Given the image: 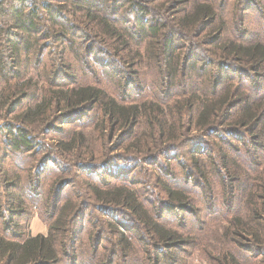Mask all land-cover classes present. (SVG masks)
Here are the masks:
<instances>
[{"label":"trees","instance_id":"trees-1","mask_svg":"<svg viewBox=\"0 0 264 264\" xmlns=\"http://www.w3.org/2000/svg\"><path fill=\"white\" fill-rule=\"evenodd\" d=\"M225 1H220L219 7L215 0H57L58 12L71 7L75 12H71L72 19L93 24L89 32L94 37L117 41L116 49H125L124 53L132 51V40H147L148 47L156 43L167 92L178 88L182 92L174 96L170 92L169 103L154 99L126 103L95 85L65 88L48 78L42 91L34 90L35 101L20 111L14 107L18 99L29 95L31 80L19 81L17 67L23 57L38 54L44 42L38 6L29 7L32 4L20 0L21 4L7 9L10 21L0 20V81H4L0 117L10 122L0 126L5 134L0 137V264L178 263L170 253L181 251L189 237L165 225L162 216L167 207L180 211L193 207L185 188L168 186L156 173L155 182L166 196L158 203L143 197L134 183L109 184L100 176L95 178L97 170L99 173L109 165L111 141L118 148L129 140L124 149L134 154L122 152L121 159L139 163L140 148L144 144V148H152L151 139L155 148L163 145L159 152L144 158L153 165L167 148L171 152L185 147L180 153L188 158L195 188H209L214 175L226 190L237 189L242 183L245 213L232 215L221 226L219 237L224 247L220 251L200 252L199 258L206 264H264V161L258 160L264 154V40L247 38L248 30L238 27L243 24L242 14L238 25L230 23L235 30L231 35V26L219 21V15L229 9ZM237 1L240 13L264 10L260 4L264 0ZM41 7L59 27L55 42L60 53L70 47L68 38L93 41L82 28L73 33L71 26L57 22L51 4ZM123 8L132 15L133 26L118 24L117 14ZM132 52L124 62L129 84L138 79L134 66L140 54L137 48ZM8 73L13 82L7 79ZM193 77L197 82H191ZM94 109H98L95 127H100L101 139H108L103 146V164L96 162V152L86 148L83 131L66 140L52 138L48 144L55 117L68 123L73 119L68 116L83 117ZM141 139L146 140L142 146ZM230 139L246 142L245 157L228 153L227 146L233 149ZM73 169L77 180L80 171H85L89 180L78 182L77 189L65 195L66 187L74 182L66 175ZM47 175L54 179L45 192ZM30 207H39L46 217L45 235L33 236L23 229L21 221L29 215ZM116 215L128 219L129 225ZM226 240L257 257L256 261L242 262Z\"/></svg>","mask_w":264,"mask_h":264},{"label":"rangeland","instance_id":"rangeland-1","mask_svg":"<svg viewBox=\"0 0 264 264\" xmlns=\"http://www.w3.org/2000/svg\"><path fill=\"white\" fill-rule=\"evenodd\" d=\"M220 1L222 2V0H215L219 7V4H221ZM24 2L32 4L29 5V7H34L35 5L38 6V17L41 27L40 36H42L44 45L43 49H40L38 54L34 55L31 53L27 58L23 57L21 65L17 67L21 77L19 81L30 79L31 82L30 88L28 89L30 90L28 93L29 95L23 99H18V104L14 107V111H20L24 109L26 105L32 104L36 99L34 90L38 89L42 91V88L45 86L44 82L48 78H52L55 83H60V85L65 88L79 85H95L105 90L118 101L126 103H140L152 99L169 103L171 97L170 92L173 96L174 93L180 94L182 92V89L180 88L167 92L168 89L160 75L162 68L159 64L163 63V60L158 56L159 46L156 43H152L150 44V47H148L147 40H140L141 43H138L139 41L137 40H134L136 42H133L132 40L131 50L134 51V49L137 48L140 57L138 64L134 66V70L138 74V79L133 80L132 83L129 84L125 73L126 67L124 66V62L128 60V56L133 54L132 51L124 53L123 51L125 49L119 50L120 47L116 49V47H118L117 41H112L110 39L99 41V39L89 32L93 24H88L87 26L85 21L81 22L80 20L75 19V17L72 19L71 12L74 14L75 12L71 7L66 6L65 10L58 12L57 0H24ZM13 4L18 6L21 2L20 0H0V20L7 19V21H10V14H6L9 12L7 9ZM41 4H51L53 6L52 11L56 13L55 19L57 22H62L67 26H71L73 33L82 28L81 30L86 32V34L89 32L90 38L93 41L89 40V43H85L84 40L81 41L80 37L68 38L66 39V44H71L69 45L70 47L66 49L64 53H60L58 51L59 47L56 46L55 42V35L59 31V27L57 24L55 25L51 22L48 16L49 13L43 12ZM225 4H227L226 7L229 9H226L224 13L219 15V21L223 22L224 20L227 25L231 26V30L229 31L231 32V35L235 32V30L232 29L235 23L237 24V18L242 14L244 16L243 24L238 27H240V29L243 28L248 30L246 32L248 34L247 38H260L264 40V10L252 8L240 13L241 11L238 10L239 5L237 0H226ZM260 4H264V2L262 1ZM2 12H4V14H1ZM76 15H79V13H76ZM117 16L120 17V21H118L119 25L133 26V17L131 14L125 12L124 8L119 11ZM166 22L169 24L170 19L168 18ZM230 23H233L234 25ZM229 32L226 33V35H230ZM103 37L105 38L108 36ZM135 44H137V46H135ZM90 48L93 49L90 51ZM200 49H206V47L201 46ZM122 54L125 57H123ZM202 54L206 56L208 55L206 51H203ZM102 62L104 64H102ZM7 79L10 80L9 82L14 81L10 73H8ZM197 80V77L191 78V82H197ZM3 84L4 81H0V89ZM1 114L2 112H0V115ZM74 115L76 114L68 116L73 118L68 123L61 119L58 120L57 117H55L52 121L54 128L49 132V135H47V141L50 142L48 144H51L52 138L53 140H66L69 139L71 135H74V133L83 131L87 135H85L86 148L96 152V162L103 164V160L105 161V159L101 157L104 154L103 152L106 151L105 148L103 151V146L108 139H101L99 131L100 127H95L94 121L98 116V109H94L90 115H85L83 117L78 116V114L76 116ZM62 117L63 116L60 118ZM7 123L10 122L0 117L1 127H4ZM139 126H143L142 121ZM143 128L146 129V126ZM4 135V132L0 130V137L2 138ZM151 140L152 141H150L151 143L149 144L152 148H144L146 146V144H144L146 140L141 139V146L144 145L140 148L143 154L141 155L142 159L139 163L131 159H121L122 152L133 156L131 155L133 151L128 149V153L124 149L129 140H125V145L119 146L118 148L115 145V142L111 141V143L108 144V146H111V150H108V155L111 156V159H108L109 165H106V167L99 171V173L97 170L95 178H99L100 176L102 179L109 182V184L112 182H120V184L134 183L133 186H137L141 189L143 197L147 198L149 201H155L158 203L161 200H166V196L160 193V186L158 187L159 182L157 184L155 182L156 173L160 176V180L168 186L179 189L181 187L185 188V192L189 196V204L193 207L186 211L170 209L167 207L162 216V222L165 225L175 227V230L178 229L183 236L189 237L187 243H185L180 249L181 251L172 252L170 254L173 259H177L178 263L176 264H206L204 260L199 258L200 252L220 251L219 249L224 247L222 239L219 237L221 226L226 225V220L232 215H242L247 209L244 204L245 192L241 188L243 187L242 183L241 186H237V189L226 190L221 181H219V176L214 175L211 178V186L209 188L204 187L201 189L200 186L195 188L194 183L192 182L191 170L187 165L188 158H184L180 153L184 152L185 147L174 148L171 151L173 154L170 152V147L167 148L164 152L159 153L161 155L158 157V163L153 165L146 162V159L144 158L148 154L159 152V149H161L163 145L159 143L155 148V142L153 139ZM230 140L233 142V149H229V146H227L228 153L240 157L242 156V158L245 157L246 153L243 150V144L246 142L241 140L242 143H240V140ZM196 145H198V143ZM185 146L187 149L191 148V146L187 144H185ZM98 150L100 152H97ZM50 154L55 155L56 153L51 152ZM260 158L258 157V160L263 162V153ZM5 163L8 164L9 161L7 160ZM73 172L74 169L71 173H67L66 175L67 178L68 176L72 177L74 182L66 187L65 195H69L73 188L77 189L76 186H78V182L89 180L85 171H80L79 180H77V177ZM118 174L121 175L118 176ZM111 176H118L117 178L123 177V180L115 179ZM46 178L43 186L45 192H47L54 179L52 175H47ZM136 181L139 183H135ZM1 195L3 194L0 190V196ZM28 209L27 212H29V215L23 218L24 221L23 219L21 221L24 223L23 229H25L27 234L30 235L38 231L44 232L45 229H47L46 223L44 222L46 217L42 214L41 209L39 207H30ZM115 218L126 225H129L128 219L124 216L116 215ZM225 243L233 245L232 242L227 240ZM233 246H231V248ZM233 248L238 254L237 257L242 262L245 261L246 263H252L256 261L257 257H252V255L246 250H241L236 246ZM162 263L170 264L168 261Z\"/></svg>","mask_w":264,"mask_h":264},{"label":"crops","instance_id":"crops-1","mask_svg":"<svg viewBox=\"0 0 264 264\" xmlns=\"http://www.w3.org/2000/svg\"><path fill=\"white\" fill-rule=\"evenodd\" d=\"M46 232H47V229H45V231L43 232H41V231H38V232H36V233H34V234H32L33 236L34 235H36V234H43V235H45L46 234Z\"/></svg>","mask_w":264,"mask_h":264}]
</instances>
